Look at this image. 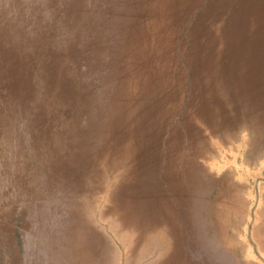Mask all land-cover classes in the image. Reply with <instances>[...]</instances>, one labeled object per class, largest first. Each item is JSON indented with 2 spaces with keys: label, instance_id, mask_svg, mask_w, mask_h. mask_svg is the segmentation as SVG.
<instances>
[{
  "label": "rangeland",
  "instance_id": "1",
  "mask_svg": "<svg viewBox=\"0 0 264 264\" xmlns=\"http://www.w3.org/2000/svg\"><path fill=\"white\" fill-rule=\"evenodd\" d=\"M0 264H264V0H0Z\"/></svg>",
  "mask_w": 264,
  "mask_h": 264
}]
</instances>
